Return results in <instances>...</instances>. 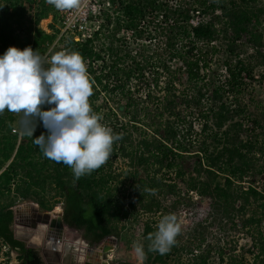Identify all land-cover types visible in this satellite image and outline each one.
Listing matches in <instances>:
<instances>
[{
    "label": "trees",
    "instance_id": "1",
    "mask_svg": "<svg viewBox=\"0 0 264 264\" xmlns=\"http://www.w3.org/2000/svg\"><path fill=\"white\" fill-rule=\"evenodd\" d=\"M106 3L111 12L92 38L63 41L54 54L75 51L83 57L93 85L90 105L102 117L101 123L122 139L114 143L101 168L77 181L68 166L44 157L32 138H19L9 127L0 164V194L17 191L28 200L30 190L41 189L49 179L64 198L65 224L84 231L90 245L116 233V223L142 220L146 264H211L212 252L201 249L203 242L195 234L188 235V241L179 234L163 255L148 250L147 237L157 231L163 216L174 214L178 219L181 210L193 205V195L209 201L224 217L260 203L242 228L264 222V190L251 180L263 174L258 161L264 155V116L252 111L247 100L256 83V69L264 68V0ZM54 10L49 0H0V55L9 47L30 46L44 57L56 36L39 24ZM112 25L117 32L139 36L153 27L151 36L164 37V47L148 56L121 54L115 37L105 32ZM102 40L105 43L100 45ZM101 94L117 95L126 104L117 110L106 104L108 112L103 114L96 105ZM13 114L9 112L10 125L15 122ZM125 121L135 127L143 122L154 130L153 136L143 135L135 143ZM5 127L0 118V129ZM41 134L47 130L38 123L34 138ZM118 159L127 160L130 169L116 174ZM22 184L28 187L24 192L19 189ZM13 221V210H0V240L21 253L20 264H43L36 251L15 239ZM217 255L219 264H225L224 250ZM251 255L254 264H264V235L254 238ZM235 262L231 258L228 264Z\"/></svg>",
    "mask_w": 264,
    "mask_h": 264
},
{
    "label": "clouds",
    "instance_id": "2",
    "mask_svg": "<svg viewBox=\"0 0 264 264\" xmlns=\"http://www.w3.org/2000/svg\"><path fill=\"white\" fill-rule=\"evenodd\" d=\"M58 10L71 9L76 0H49ZM93 85L83 57L60 51L50 59L38 50L9 47L0 55V114L21 115L19 132L32 138L44 157L68 166L74 180L91 175L111 157L113 145L122 139L103 123L90 105ZM46 106L48 110H45ZM38 123L47 134L34 138ZM181 225L174 214L161 218L149 234L148 250L166 254L177 242ZM133 250L145 256L142 243Z\"/></svg>",
    "mask_w": 264,
    "mask_h": 264
},
{
    "label": "rangeland",
    "instance_id": "3",
    "mask_svg": "<svg viewBox=\"0 0 264 264\" xmlns=\"http://www.w3.org/2000/svg\"><path fill=\"white\" fill-rule=\"evenodd\" d=\"M82 8L87 10L88 27L90 30L96 29V27L102 23L106 13L111 12V9L106 6V0H85L82 4ZM101 8L103 9V12L99 14ZM62 11L63 10L55 8L53 14H51L48 19L41 21L39 24L40 29L48 34L56 36L54 44L49 47L48 52L44 56L46 60L49 59V54H54L55 49L63 47V41L70 38V36L62 35L61 32L60 19ZM152 30L154 31L153 27H150L144 30L140 34L141 36H139V34H134L133 32H117L114 25H112L108 30H105V32L108 31L106 34H110L111 37H115V44L120 45L119 50L121 51L119 53L122 54L127 51L133 53L141 52L148 56L152 55L155 49L159 46L161 48L164 47V37H160L158 39L153 38L150 34L152 33ZM104 43L105 42L102 40L100 45H103ZM247 52L250 54L252 51L247 49ZM261 75H264V68L259 67L256 69V83L253 85V88L249 90L247 100L249 99L252 103V111L264 116V80L262 81ZM143 94H145V92H140V95ZM106 104L108 107L110 106L117 110L118 105L124 106L126 101H120L117 95L101 94L96 102V105L97 107H102L103 114L108 112L105 106ZM144 107V105H141V110ZM179 109L183 110V107H180ZM143 115L144 114L142 113V116L140 117L141 120L143 119ZM13 116L15 117V122L10 125L8 121L9 112L6 110L3 114H0V118L3 120L4 124L6 123V127L0 129V164L4 163L2 151L5 144L8 143V138L10 137L8 128L12 127V134L18 135L20 138L19 122L22 116L15 113ZM123 123L128 124L126 121ZM136 126L137 127L130 126L129 124L127 125V130L129 132L132 131L133 133L132 139L135 143L139 140V138L143 139V135L149 138L153 136L152 131L154 130L149 127H144L143 122L136 124ZM262 134H264V131H262ZM260 159L261 160L258 161V163L262 166L263 174L251 180L255 182L254 186L258 187L260 190H264V155ZM10 162L11 161L3 165V170L10 164ZM114 169L116 174L130 169L128 161L118 159ZM40 186H42L41 189L34 187L30 190L29 193L31 194V198L28 200L23 199L17 191H12L10 194L6 195L0 194V210L11 209L15 212L18 207L31 203L37 205L41 213L59 211V209L60 211H63L64 198L61 192H59L55 185L52 184V181L48 179ZM248 186V183L244 184L245 188H248ZM19 189L21 192H24L28 189V187L22 184ZM38 191L40 192L36 196L34 193H37ZM193 198V205L190 208L185 209L184 211L181 210L178 213V222L181 225L180 235L182 241L183 237L188 241V235L190 234H195L199 237L203 242L201 249L205 251L210 250L212 252L210 256L211 264H219L217 252L220 249L224 250L226 259L225 264H228V262L231 261V258L236 261L235 264H254L253 256L251 255L253 242L254 238L257 240L259 239L260 234L264 235V222L258 226L257 224L248 225L245 229L242 228V226L245 224V221L252 216L254 211L259 207L260 203L247 206L245 211L243 213H238L237 216L231 214L224 217L215 213V209L210 207L209 201L197 195H193ZM39 201L46 205L47 209L41 208ZM237 207L239 208L240 204H238ZM234 223L238 224V227H235ZM17 227L25 230V227H22L18 224V222H15L12 229L15 230ZM142 229V220L124 221L122 223L115 224L116 233H114L111 237L117 239V244L109 254L110 258L108 264H146L144 257H138L133 250L134 242L143 244ZM63 235L64 239L70 241L71 243L85 242L91 248H97L100 245H90L89 241L85 239L84 231H77L65 227ZM18 261L19 258L17 257V254L10 251L9 247L0 240V264H17Z\"/></svg>",
    "mask_w": 264,
    "mask_h": 264
},
{
    "label": "water",
    "instance_id": "4",
    "mask_svg": "<svg viewBox=\"0 0 264 264\" xmlns=\"http://www.w3.org/2000/svg\"><path fill=\"white\" fill-rule=\"evenodd\" d=\"M30 206L33 209L34 214H37V224L33 227H28L32 229V231H28L26 235L24 234H16L14 235L15 239L20 241V242H25L27 244L28 248H35V244L31 242L33 238L34 240L38 241V243L41 241L38 239L35 234L40 231L39 228L41 226H44V234H47V242L44 244V255L48 256V253L50 249H53L57 256L55 257V262L57 264H108L109 262V254L113 250V248L117 244V239L114 237H107L100 243V245L97 248H91L89 247L85 242H81L80 244L73 243L72 245H80L82 247V250L85 252V256L83 257V261L80 260L81 256V249L80 251H77L76 253H67V248H65V253L63 251V248L60 249V254L58 253V250L56 249V246L52 245L51 247L46 246L47 243H52L55 242L54 236V226L58 224V231L62 232L64 230V225H63V211H53V212H46V213H41L39 210V207L37 205L28 203L24 206L18 207L15 212H14V223L18 220L22 221L23 224L28 223V219L31 218L32 212L29 214L27 211L24 212V207ZM59 220H58V219ZM36 222V221H35ZM34 223V222H33ZM57 223V224H56ZM40 225V226H39ZM26 226V225H25ZM27 228V227H26ZM61 230V231H60ZM44 236V235H43ZM40 240V241H39ZM33 241V240H32ZM71 244V243H70ZM85 245V247H84ZM88 246V247H87ZM79 250V249H78ZM63 251V252H62ZM62 256V260H61Z\"/></svg>",
    "mask_w": 264,
    "mask_h": 264
},
{
    "label": "flooded vegetation",
    "instance_id": "5",
    "mask_svg": "<svg viewBox=\"0 0 264 264\" xmlns=\"http://www.w3.org/2000/svg\"><path fill=\"white\" fill-rule=\"evenodd\" d=\"M41 212V211H40ZM31 215V214H30ZM58 219V218H57ZM59 220V219H58ZM36 221V222H35ZM62 221H63V225H64V227H67L68 229H71V228H69L66 224H65V222H64V220H63V218H62ZM17 222V221H16ZM34 222V223H33ZM13 224H14V221H13ZM13 224H12V226H13ZM18 224H20L22 227H25V230H22L20 227H17L15 230H13L12 229V226H11V229H12V232H13V234L14 235H16V234H24V235H26V233L28 232V231H32V229H30V228H28V227H33L34 226V224L36 225L37 224V214H34V212H32V216H31V218H29L28 219V223L27 224H23L22 223V221H20V220H18ZM57 224V223H56ZM26 225V226H25ZM27 227V228H26ZM57 227H58V224L57 225H55L54 226V234H55V236H54V240H55V242H52V243H49V245L47 244L46 246H48V247H51V245H54V246H56V249L57 248H59V251H58V253L60 254V249L61 248H63V251H64V249L66 248V247H71V248H75V246H80V245H72L73 243H71L70 241H67V240H65L64 239V235H63V231L62 232H59L58 231V229H57ZM28 230V231H27ZM61 231V230H60ZM35 236H37V235H35ZM41 240V241H40ZM40 242L38 243V241H36V240H31V242H33V244H35V245H37V246H35V248H28L27 247V244L25 243V242H22V243H24L25 244V248L26 249H31V250H34V251H36L38 254H39V256H40V258H41V260H42V262H43V264H57V262H55V257L57 256V254H56V250L54 251L53 249H50V251L49 252H47L48 253V256H45L44 255V244L47 242V234L45 233L44 234V236L42 237V238H40ZM71 243V244H70ZM77 244H80V243H77ZM80 247H82V246H80ZM90 247V246H89ZM9 250L10 251H12V252H15L16 254H17V257L19 258V261H18V263L17 264H20L21 263V253L18 251V250H11L10 249V247H9ZM71 250V249H70ZM73 250V249H72ZM44 251V252H43ZM62 251V252H63ZM61 260H62V256H61Z\"/></svg>",
    "mask_w": 264,
    "mask_h": 264
},
{
    "label": "built area",
    "instance_id": "6",
    "mask_svg": "<svg viewBox=\"0 0 264 264\" xmlns=\"http://www.w3.org/2000/svg\"><path fill=\"white\" fill-rule=\"evenodd\" d=\"M85 0H76V4L71 9H65L61 13V32L62 35L70 36L66 41L74 39L75 41H86L88 38H92L94 33L100 29L102 23L99 24L96 29L90 30L88 25V13L86 9L82 8V4ZM109 7V4L106 3ZM103 12L101 8L99 14ZM103 22V21H102Z\"/></svg>",
    "mask_w": 264,
    "mask_h": 264
},
{
    "label": "bare ground",
    "instance_id": "7",
    "mask_svg": "<svg viewBox=\"0 0 264 264\" xmlns=\"http://www.w3.org/2000/svg\"><path fill=\"white\" fill-rule=\"evenodd\" d=\"M25 211H27L29 214L31 213V212H33V209L30 207V206H27V207H24V212ZM59 211H60V209H59ZM58 212V211H57ZM43 229H45V227L44 226H41V228H39V232L37 233V238L38 239H40V238H42L43 237V235H44V230ZM36 235V234H35ZM35 238H33L32 240H34ZM48 245H49V243H47ZM52 246V245H51ZM85 246V245H84ZM67 248V253L69 254V253H76L77 251H80V249H81V256H80V260L81 261H83V257L85 256V252L82 250V248H80V247H78V246H75V248L73 247V248H71V247H66ZM71 249V250H70ZM73 249V250H72ZM79 249V250H78ZM57 250L59 251V248H57ZM64 253H65V250H64Z\"/></svg>",
    "mask_w": 264,
    "mask_h": 264
}]
</instances>
